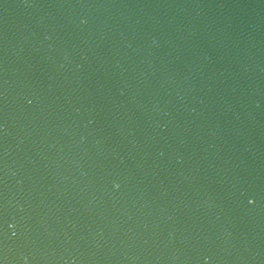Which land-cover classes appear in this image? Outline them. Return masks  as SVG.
<instances>
[{
	"label": "water",
	"instance_id": "obj_1",
	"mask_svg": "<svg viewBox=\"0 0 264 264\" xmlns=\"http://www.w3.org/2000/svg\"><path fill=\"white\" fill-rule=\"evenodd\" d=\"M0 264H264V0H0Z\"/></svg>",
	"mask_w": 264,
	"mask_h": 264
}]
</instances>
